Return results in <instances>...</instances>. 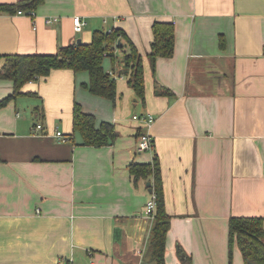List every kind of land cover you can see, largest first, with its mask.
I'll return each mask as SVG.
<instances>
[{"label": "crops", "instance_id": "0c3cea01", "mask_svg": "<svg viewBox=\"0 0 264 264\" xmlns=\"http://www.w3.org/2000/svg\"><path fill=\"white\" fill-rule=\"evenodd\" d=\"M35 14H0V54L56 53L80 34L90 42L97 29L122 28L143 55L146 98L118 56L104 60L115 100L84 87L89 73L64 68L0 108V264H154L152 180L129 167L156 157L172 217L166 263L229 264L230 219H264V0H46ZM75 16L86 22L80 33ZM156 21L174 23L175 54L153 71ZM13 90L0 79V101ZM75 102L97 126L112 123L116 139L85 145ZM140 130L152 150L138 151ZM233 264H246L238 246Z\"/></svg>", "mask_w": 264, "mask_h": 264}, {"label": "trees", "instance_id": "16d2710c", "mask_svg": "<svg viewBox=\"0 0 264 264\" xmlns=\"http://www.w3.org/2000/svg\"><path fill=\"white\" fill-rule=\"evenodd\" d=\"M46 0H19L15 3H0V14H17L36 10ZM32 18L35 16L28 15ZM154 40L148 54L153 71L159 58H171L175 54V25L173 22L156 21L153 26ZM222 43V41H221ZM124 53V74L138 98L145 100L146 84L143 55L122 28L111 31L97 29L90 42L77 40L62 46L56 53H9L0 54V79L11 80L14 90L0 101V108L22 93L30 82L47 77L55 69H71L76 73H89L90 80L84 84L92 94L115 100L117 80L104 68L105 58L116 60V50ZM164 92V91H163ZM158 94L162 91L157 90ZM169 94V91L165 92ZM73 130L82 135L83 143L102 147L117 137L115 126L103 121L97 126L93 113L84 110L79 102L73 107ZM143 132L140 130L139 135ZM138 135V136H139ZM134 179L151 178L152 192L157 197V208L151 234V261L154 264L166 263L167 236L171 227V215L166 206L163 177L158 157L151 163H132L129 167ZM238 246L246 264H264V219L261 217H232L229 222V264H233L234 248Z\"/></svg>", "mask_w": 264, "mask_h": 264}, {"label": "built area", "instance_id": "2783aa9c", "mask_svg": "<svg viewBox=\"0 0 264 264\" xmlns=\"http://www.w3.org/2000/svg\"><path fill=\"white\" fill-rule=\"evenodd\" d=\"M23 13H25V12L24 11L18 12V14H23ZM28 15L35 16L36 14H35V12H29ZM57 21H59V18H57V17H55V18L49 17L46 20V22L49 24H51L53 22H57ZM85 25H86V22L83 20V18L81 16H75L74 17V28H75V31L77 33L82 32L84 30ZM109 31H111V30H109ZM133 118L135 120L143 122L147 127H151L155 122V117L152 114L134 115ZM35 129L42 131L44 129V127L42 124H38L35 127ZM55 136L57 138H59L60 140H62L63 142H66L69 139V137L64 135L63 132H61V131H57ZM153 145H154V139L151 136V134L143 132L141 135H139L138 146H137L138 151L142 152V151L152 150ZM156 208H157V197L154 193H152V197H151V199L147 205V214L153 216V218H154Z\"/></svg>", "mask_w": 264, "mask_h": 264}, {"label": "rangeland", "instance_id": "374dc122", "mask_svg": "<svg viewBox=\"0 0 264 264\" xmlns=\"http://www.w3.org/2000/svg\"><path fill=\"white\" fill-rule=\"evenodd\" d=\"M83 37H84V34H80V36L79 37H77L78 39H83ZM120 57V56H122L121 57V63H124V53L122 52V51H119L118 52V55H117V57ZM110 61V59H107V61L106 62H109ZM118 61V60H117ZM110 67H108L107 66V69H109ZM39 80H37V81H35V82H38ZM32 108H30L29 106H27L26 108H25V110H24V112H27V111H30ZM23 112V113H24ZM22 113V112H21ZM22 115V114H21ZM140 115V114H139ZM143 115H146V114H143Z\"/></svg>", "mask_w": 264, "mask_h": 264}, {"label": "water", "instance_id": "95a60500", "mask_svg": "<svg viewBox=\"0 0 264 264\" xmlns=\"http://www.w3.org/2000/svg\"><path fill=\"white\" fill-rule=\"evenodd\" d=\"M73 42H74V41H73ZM77 42H78V43H81V42H82V39H77ZM147 186L150 187V186H151V182H148ZM150 190H152V189H150Z\"/></svg>", "mask_w": 264, "mask_h": 264}]
</instances>
